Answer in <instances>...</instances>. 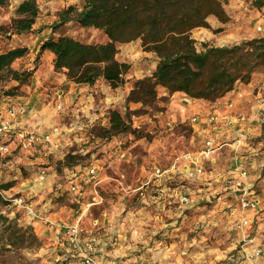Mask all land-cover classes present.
I'll return each instance as SVG.
<instances>
[{
    "label": "crops",
    "instance_id": "crops-1",
    "mask_svg": "<svg viewBox=\"0 0 264 264\" xmlns=\"http://www.w3.org/2000/svg\"><path fill=\"white\" fill-rule=\"evenodd\" d=\"M68 1L73 4V0ZM220 1L228 21L221 23L214 17H208L206 21L208 29L197 28L192 30L190 37L194 40L197 50H202L204 44L228 47L242 41L264 37V0ZM36 3L38 17L31 32L25 35L11 34L9 45V49L17 47L27 49L26 55L14 61L11 67L16 71L31 72V76L23 85L19 86L15 82L14 87L19 86L20 96L0 98V116L4 118L6 109L19 106L22 107L23 114L18 117V126L38 134L47 133L53 128L57 129L58 133L51 143L36 147L27 154L33 160L24 163L23 166L27 167L26 171L30 173L31 180L29 184H27L28 182L23 184L20 189L26 192L29 197L34 195L32 204L49 222L70 224L79 216L75 217L71 208L57 203L52 204L51 199L45 197L47 192L43 190H52L51 186L47 187L46 185V182L52 180L47 175L49 169L46 171V178L41 183L37 179V172L40 169L36 170L32 165L38 164L39 158L36 157L38 154L55 158L65 156L68 153L71 155L81 154L84 158L83 163L70 167V169L93 166L100 178V189L101 191L105 190L108 185L115 181L113 176L107 174V169L111 168L115 162L130 164L133 157L129 151H126L128 153L126 160L117 159L118 151L125 150L119 147L120 143L116 138L106 139L91 135V140L85 143L87 140L85 136L90 130L93 131L98 126L103 128L108 126L105 116L110 110L120 107L127 96L130 85L126 83L124 90L119 88L112 90L102 79L97 80L93 86L78 85L68 81L63 72H54L53 54L48 51L40 52L39 49L48 38L56 39L59 36L50 27L57 20V15L55 16L53 13L56 2L54 0H36ZM69 34L64 36H71ZM71 38L75 39L74 37ZM116 60L130 66L129 71L124 76L126 81H136L151 76L158 61L154 54L142 51L139 41L118 46ZM164 92L162 89L163 95H165ZM229 103L232 104L231 108L227 107ZM57 105L60 106L59 110ZM159 105L160 108H164V112H159L153 116V119L156 120L154 123L161 127L163 125L171 127L176 124L187 126L191 132L187 138L190 143L187 142V145L192 146L188 153L198 155L203 148V141L208 138H212L215 145L221 144L224 147L214 150L207 160L202 161L204 173L197 177V181L190 186L180 180L181 178L179 179L183 176L184 167L179 172L177 166L176 171L167 172L157 179L152 178L150 184L147 185L149 176L154 169L160 168L162 171H167L176 161L168 163L167 160L164 166L152 164L149 169L143 170L140 179L146 178L145 183L139 187L140 189L136 188L131 192L134 193V197L138 195L141 200H143V196L146 197L145 204L149 207L150 216H148V212L141 214L140 217L119 218L118 212L113 210L116 208L114 205L110 211L105 209V212L102 211L99 218L95 219L92 217V213L104 206L103 203L106 200L102 197L101 204L91 207L87 213H84V205L87 201H82L80 207H77L80 210L79 218L83 230L81 238H91L96 242L98 264H154L153 259L157 257L156 248L152 245L155 242V232L162 228L167 234V229L173 228V223H161L159 219L157 220L153 210H162L161 213L165 217H173L171 210L175 204H177L179 213L188 209H199L202 202L212 201L210 202L213 203L211 208H216V203L211 198L223 190V183L220 178H226L238 171H246L247 183L253 184L255 188L256 186L259 187L257 195L262 211L259 220L263 221L264 219V177L257 181L260 175L255 171L261 164L251 154L252 149L246 143L244 133L252 130L247 127L248 121L246 122L242 117V114L247 115V117L251 115L252 119L255 120L258 114H264V72L260 70L258 74H252L249 83L236 84L230 93L215 102L193 100L184 94L174 93L169 97L168 103ZM212 114L218 117L215 124L207 122V118ZM192 119H196V121L192 122ZM151 126L156 128L153 123L150 124ZM214 128H216L215 132L211 133ZM88 154L89 158L86 159L85 156ZM65 169L63 168V176L65 177L63 185H65L64 188H67ZM115 182L120 184V181ZM143 187H146L144 192L137 194L136 192ZM183 189L186 191L181 192ZM182 193L189 195L190 205L183 207L178 204L179 195ZM74 201L76 200L74 199ZM117 203L121 206L119 202ZM234 203L235 198L232 197L230 204L233 208L236 204ZM175 215L180 217L178 214ZM220 216L223 215H214L213 217ZM31 229L45 245L39 253L42 257V264L47 259L56 263L59 254H61L59 256L67 258V261H64L68 262L66 264H77L76 261H72L73 255H77V253L72 252L67 243H64V246L58 244V233L53 226L34 221L31 224ZM258 234L263 237L259 231ZM258 242L259 239H257ZM263 244L264 241L262 245L260 244L264 249ZM259 260L256 259V261L245 264H264V259Z\"/></svg>",
    "mask_w": 264,
    "mask_h": 264
},
{
    "label": "rangeland",
    "instance_id": "rangeland-1",
    "mask_svg": "<svg viewBox=\"0 0 264 264\" xmlns=\"http://www.w3.org/2000/svg\"><path fill=\"white\" fill-rule=\"evenodd\" d=\"M22 1L23 0H9L7 5L0 9V27L3 29L0 33L2 36L0 48L2 51H6L10 48L11 35L9 32L11 30V20L14 18L15 8ZM54 2H56V8L55 11H53L55 16L70 5H75L78 8H81L83 5V0H73V4L68 0H54ZM55 21L56 22L50 26L51 28L56 25L57 20ZM55 29L57 35H66L70 33L69 35L71 36L69 37H74L75 40L81 43L102 44L106 42V38L101 31L82 29L71 23H67V25ZM260 70L264 72V67H259L254 73L258 74ZM134 82V80H124V84L119 89L124 90L125 84L128 83L130 85L127 93L128 96ZM14 85L15 82L9 79L0 83V98H16L20 96L19 86L14 87ZM3 93L5 96H3ZM164 93L165 95H163L162 89H158V100L151 106L126 103V96L120 107L110 110L105 116L107 122L111 111H118L124 116L128 130L120 132L112 137L119 141V147L121 149L127 152L129 151L133 160L130 164L115 162L111 168L107 169V174L113 176L115 181H120V184L114 181L112 184L108 185L105 190L101 191V196L106 201L103 203L104 206L100 207L99 210H94L92 213L93 218L98 219L102 211L105 212V209L110 211L114 205L116 208L113 210L118 212L119 218H126L127 216L140 217L142 216L141 214L148 213L149 207L145 204L146 197L143 196V200H141L138 195L134 197V193L131 192V190L139 188L145 183L146 178L140 179L143 170L149 169L152 164L164 166L167 160L168 163H174V161L188 153V150L192 148L190 144H188L189 146L187 145V138L191 133L187 126L176 124L171 127H167L166 125L161 127L154 123L156 120L153 119V116L159 112H164V108H160L161 106L159 104L168 103L169 97L171 96H167L166 92ZM54 94H56V92H54ZM164 97L165 100L163 101L162 99ZM242 117L246 122L248 121L247 127L252 130L248 132L249 134L244 133V135H246V143L249 148L252 149L251 154L254 155L256 161L261 164L255 171V173L260 175L259 180H257L260 181L261 178L264 177V114H258L255 120L252 119L251 115L247 117V115L245 116L242 114ZM151 123L156 125V128H152L153 125L150 127ZM108 128L109 123L105 128L98 126L95 130H90L86 138L91 140V135H95L99 129ZM68 155L70 154L68 153L65 156L55 158L53 156L38 154L36 156L39 158L38 164L32 166H34L36 170L43 168L47 171V169H49V174L47 172V175H49L52 180L48 183L46 182V185L47 187L51 186L52 190H43L47 192L45 197L50 198L52 204L57 203L71 208L74 216L80 217V210L77 208L79 205L74 201V197L64 188L65 185L63 184L65 182V177L63 176V168L70 169L66 166L69 164H73L72 167L79 165L84 161V158H82L81 154H75L72 161H66V156ZM85 158H89V154L85 156ZM32 160L33 158L29 157V155L21 156L16 151L7 159L3 160L0 165V189L8 192V194H15L18 192L24 193L32 202L34 200V195L29 194V197L26 192L20 189L26 182H28L27 184L30 183V173L26 171L27 167L23 166V164ZM261 160L262 163H260ZM1 187L8 188L2 189ZM145 189L146 187H143L136 193L139 194L140 192H144ZM255 191L259 192L258 186H256ZM117 202H119L122 207L119 206ZM211 207H213V203L202 202L199 205V209H188L184 210L183 213H179V211H177V204H175L171 210V212H173V217H165V215L161 213L162 210H153V213L157 216V220L159 219L161 223H173V228L170 227L169 230L167 229V234L164 233L162 228H159L155 232V242L152 245L156 248L155 252L157 257L153 259L154 264H235L238 260L237 251H239L240 234L238 235L231 230V217L225 213V210L217 206V203L215 206L216 208L212 209ZM260 213H262V211H260ZM175 214L180 215V217L178 218ZM220 214L223 216L217 218L213 217L214 215L219 216ZM0 216L4 222L3 226L0 228V264H42V257H40L39 253L41 248H44L45 245L35 236L31 229V224L33 222L22 212L5 203L4 205H0ZM148 216H150V212ZM79 217L76 218L73 223H75ZM263 222L264 219L263 221H255V230L253 231H256V233L259 231L263 237H260L261 235L259 236V234H257V236L256 234H252L253 237L256 236V238L259 239L258 243L261 245L264 241ZM73 223L66 225H71ZM214 223L217 224L214 225ZM79 224L81 227V221ZM71 251L74 252L75 250L71 248ZM73 256L74 259L72 261L81 264L77 255L74 254ZM263 259L264 258L259 261ZM66 263L68 262L61 260L53 263L51 259H47L44 262V264Z\"/></svg>",
    "mask_w": 264,
    "mask_h": 264
},
{
    "label": "trees",
    "instance_id": "trees-1",
    "mask_svg": "<svg viewBox=\"0 0 264 264\" xmlns=\"http://www.w3.org/2000/svg\"><path fill=\"white\" fill-rule=\"evenodd\" d=\"M8 2L0 0V8ZM14 14L9 34L30 33L38 17L36 0H23ZM208 17L221 23L228 21L220 0H83L81 8L70 5L57 14L52 29L71 23L101 31L106 42L85 44L59 35L44 41L39 51L53 54L54 72H63L68 81L93 86L102 79L114 90L124 84V76L130 69L128 64L116 60L117 47L139 41L142 51L154 54L158 61L151 76L133 83L126 103L151 106L158 100V89H163L167 96L181 93L193 100L215 102L236 84L249 83L252 74L264 67V37L228 47L204 44L202 50H197L190 33L197 28L208 29ZM1 39L0 34V43ZM26 53L25 48L6 51L0 48V83L9 79L20 86L28 81L31 72L11 67ZM108 123L109 128L99 129L96 137L107 139L128 130L124 116L118 111L109 113ZM73 159L74 155L66 156V161ZM0 205H4L1 197ZM3 224L0 216V228Z\"/></svg>",
    "mask_w": 264,
    "mask_h": 264
},
{
    "label": "built area",
    "instance_id": "built-area-1",
    "mask_svg": "<svg viewBox=\"0 0 264 264\" xmlns=\"http://www.w3.org/2000/svg\"><path fill=\"white\" fill-rule=\"evenodd\" d=\"M227 107L231 108L232 104L229 103ZM57 109H60L59 105H57ZM22 114L23 109L18 106L6 109L4 118L0 116V162L7 159L15 151L21 155L31 153L36 147L51 143L58 133L57 129L53 128L47 133L38 134L35 131L18 126L17 120ZM195 121L196 119H192V122ZM217 121L218 117L215 114L207 118V122L210 124H215ZM215 130L216 128L212 129L211 133L215 132ZM86 141L88 142V139L85 140V143ZM213 141L212 138L204 140L203 148L198 155H192L191 153L182 155L167 171H162L160 168L154 169L149 176L147 185L150 184L152 178H160L165 173L174 171L177 166L179 172L184 167V170H182L184 171L183 176L179 177V179L181 178L180 180L190 186L197 181V177L202 176L204 173L202 161L207 160L214 150L224 147L221 144L215 145ZM127 157L128 153L126 151H118V160L123 161ZM37 174L39 182H43L46 170L40 169ZM65 174L67 177L66 191L74 197L78 205L82 204L84 200L87 201L84 205V213L89 212L91 207L101 204L100 178L93 166L66 169ZM220 179L223 183V190L218 195L212 197L211 200H214L217 206L225 210V213L231 217V230L238 235L240 234L239 251H237L238 260L235 264H245L256 261V259L258 261L264 257V249L257 243L256 236L258 232H253L255 230V221L259 220V216L257 215H260L258 213L261 211L260 199L255 191V187L253 184L247 183V172L244 170L231 174L226 178L221 177ZM185 191L183 189L181 192ZM0 197L3 203L22 212L30 221L53 226L58 233V244L67 243L74 249L81 264H98L96 242L91 238H81L83 230L79 224L80 218L71 225L63 223L53 224L36 210L30 198L24 193L8 194V192L0 189ZM232 197L235 198V208L230 204ZM178 204L183 207L190 205L189 195L187 193L180 194ZM94 225L96 226L95 222ZM252 234H256V236L253 237ZM59 260L67 261V258L65 256H58L56 262Z\"/></svg>",
    "mask_w": 264,
    "mask_h": 264
}]
</instances>
